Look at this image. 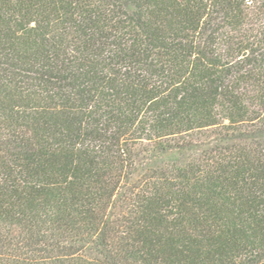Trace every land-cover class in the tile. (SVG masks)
I'll return each mask as SVG.
<instances>
[{
	"label": "trees",
	"instance_id": "1",
	"mask_svg": "<svg viewBox=\"0 0 264 264\" xmlns=\"http://www.w3.org/2000/svg\"><path fill=\"white\" fill-rule=\"evenodd\" d=\"M0 264H264V0H0Z\"/></svg>",
	"mask_w": 264,
	"mask_h": 264
}]
</instances>
